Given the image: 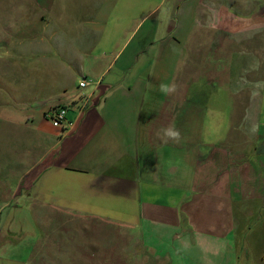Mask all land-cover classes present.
I'll return each mask as SVG.
<instances>
[{"label":"crops","instance_id":"1","mask_svg":"<svg viewBox=\"0 0 264 264\" xmlns=\"http://www.w3.org/2000/svg\"><path fill=\"white\" fill-rule=\"evenodd\" d=\"M37 1L40 29L12 41L0 72V143L12 147L0 156V264H29L32 254L39 264H58L60 256L45 257L44 248L61 230L75 234L70 224L77 218L124 229L116 264H264V184L234 187L225 164L232 153L219 136L181 134L178 143L156 137L169 124L180 133L204 128L179 118L191 121L193 109L202 101L210 106L215 95L237 94L234 64L248 55L236 49L264 43V0H163L151 7L150 0ZM47 10L71 25L51 26L55 16ZM82 79L90 84L80 88ZM161 84L176 90L166 95ZM178 92L180 101L169 100ZM57 107H67L59 128L47 116ZM218 118L208 111L202 121ZM225 124L229 136L240 126ZM247 139L240 136L239 144ZM172 145L180 164L195 161L191 194L171 187ZM240 148L235 157H246ZM240 172L234 176L241 183L250 179L252 170ZM42 209L62 222L54 216L50 229L46 221L38 225ZM22 210L39 229L36 246L18 227ZM69 239L67 249L75 242Z\"/></svg>","mask_w":264,"mask_h":264},{"label":"rangeland","instance_id":"2","mask_svg":"<svg viewBox=\"0 0 264 264\" xmlns=\"http://www.w3.org/2000/svg\"><path fill=\"white\" fill-rule=\"evenodd\" d=\"M71 1L65 0L66 4L71 3ZM120 1L124 4L126 3L125 5H129L128 2L130 3V1H132L134 6H141L143 3L142 0ZM161 1L163 0H150V7L154 4L157 5ZM38 2L39 1L37 0H0V72L4 71L3 66L6 65V62L4 64V61H7L11 58L10 47L12 41L20 40L22 36H25L28 33L32 34L34 31H38L40 29V23L38 21L37 15L42 11L37 4ZM250 6L253 5L250 4ZM160 7L161 9L164 8L163 5ZM119 10H122V8ZM127 11L128 9L125 8V13ZM47 13L48 15L54 14L55 16L51 26L71 25L64 23L63 18L60 22H58V12L47 10ZM142 13L143 11L140 9V14ZM72 17L73 15L68 21H71ZM261 40H264V33ZM263 44L264 43L260 42L257 43V45L255 43L250 47H248V45L245 47H237L236 50H239V52L242 51L244 56L248 55V58L243 61L237 60L242 57V55L236 56L237 59L234 58L237 60V62H241L237 63L236 66L234 64L235 73H233L232 85L235 84L237 88L235 91L237 94L225 95L220 93L215 95L213 99L210 100V106L203 104L202 101V105L199 110L193 109L191 121L186 115H181L179 118L180 123H205L204 128L200 129L199 127H196L193 128L192 131H181V134L185 140H197L196 137H199L198 135L200 131L205 132L204 136H219V142H221L223 145L224 150L232 153L231 156L229 155L228 161H226L225 164H227L228 172L232 174L233 180H237L233 182V185L236 189H241L243 185L248 188H259V185L262 183L264 184V182L261 181V172L262 170L264 171V157L260 155V152L264 150V95H261V91L264 86ZM246 50L252 51V55L257 57L255 60L258 64L256 63L251 65L252 57ZM220 53L222 56V51H220ZM202 58L206 60V54H203ZM258 60H260V63ZM250 65L254 67L255 71H248V67ZM243 67V72H240V69ZM204 71L206 72L207 69H204ZM207 74H209V72H207ZM203 82L204 81H201L200 83ZM174 97L180 101L179 92L177 95L170 97L169 100L172 101ZM206 98L207 97H204V100ZM248 104H251V106L249 107ZM208 111L218 114L219 118L214 122H209V120L202 121L203 115L204 118H206V113ZM230 111L231 117L228 120ZM196 117H198V120ZM158 120L159 118L156 117L154 122L158 123ZM172 123H175V121L172 120ZM211 123L217 124L213 127H206L207 125H211ZM220 123L223 124L220 125ZM225 123H236L237 125L240 123V126L231 130L235 134L229 136V132L227 130L228 127ZM140 125V130L142 133L146 123H140ZM253 129H255V132H253ZM240 136L247 137L248 144L247 140L245 145H243V142L239 144ZM233 140H236L238 143L235 145ZM173 142L174 141H171V143ZM172 146L174 148L169 149V147L167 149V152H170V167L173 171L171 177V187L174 190H178V193L181 196H183L185 193L191 194L193 178H195V174L192 171L195 161H188L184 164H180L179 161L176 160L177 155L180 154L179 146ZM235 147L237 150L239 147H241L240 150L244 149L245 153L247 154L246 157L244 155L235 157L236 153H238ZM11 148L12 147L9 144L0 143V156L3 157L4 155L10 153L12 150ZM250 153L252 155H250ZM156 160L158 162V157ZM219 168L220 167H216L215 169L219 170ZM243 170H252V173L250 174L251 177L248 181H243V183H241L239 179L240 176H236L240 171V173H242ZM201 171L207 173L206 169H201ZM199 176L200 178H203V176ZM235 193L236 192H233L234 199L236 195ZM39 213L42 214L43 217L41 218V222H39L38 225H44V222L46 221L45 225H47L50 229V223L54 216H57L56 214L58 213L56 211H46L43 209ZM20 215L24 221L23 224H21V227L18 226L20 228V232L24 235V238L27 236V242L29 246H36V233H39V229H37L36 225H34V217L30 214V212L24 210H22ZM56 219L60 223L62 222L60 215H58ZM70 226L73 227V231L76 235L72 233L69 235V238L72 236V238H75V242L71 241L70 248L67 249V241H70V239L68 238V234L66 232L64 233L60 229L61 231L59 230V239H57V237L56 239L51 240L52 243L50 245L46 244V247L44 248L45 257L53 256V258L56 259L60 256L58 264H116L115 257L117 256L119 250H121L123 245L127 242L125 235L121 233L124 232V229L117 228L115 225L105 223L104 221L89 218H83L82 220L77 218L76 222L70 224ZM14 231L17 232L16 229H14ZM130 241L131 240H128V242ZM31 249L33 248L31 247ZM36 257L40 258L39 254L38 256L36 254H32L29 264H39L40 260H37V262L34 261L36 260ZM72 257H74V259L69 262Z\"/></svg>","mask_w":264,"mask_h":264},{"label":"clouds","instance_id":"3","mask_svg":"<svg viewBox=\"0 0 264 264\" xmlns=\"http://www.w3.org/2000/svg\"><path fill=\"white\" fill-rule=\"evenodd\" d=\"M160 90L166 95H170L175 92V85L161 84ZM255 132V129H253ZM156 137L163 143H168L169 140L179 142L181 139L180 131L175 127L174 124H169L167 127H163L156 132Z\"/></svg>","mask_w":264,"mask_h":264},{"label":"built area","instance_id":"4","mask_svg":"<svg viewBox=\"0 0 264 264\" xmlns=\"http://www.w3.org/2000/svg\"><path fill=\"white\" fill-rule=\"evenodd\" d=\"M90 82L87 81L86 79H82L79 82V87L84 88L87 85H89ZM87 99H84L81 103V109L85 108L84 103H86ZM66 112H67V107H57L54 110H52L47 116L52 122V125L54 127H62L63 123H67L66 121Z\"/></svg>","mask_w":264,"mask_h":264}]
</instances>
